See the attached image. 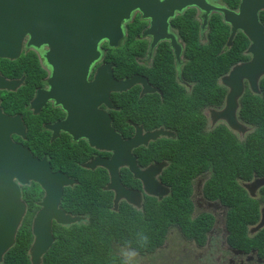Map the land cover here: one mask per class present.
Wrapping results in <instances>:
<instances>
[{
	"label": "flooded vegetation",
	"instance_id": "1",
	"mask_svg": "<svg viewBox=\"0 0 264 264\" xmlns=\"http://www.w3.org/2000/svg\"><path fill=\"white\" fill-rule=\"evenodd\" d=\"M158 1L156 11L149 4L147 16L131 13L115 48L99 43V55L88 69L86 84L104 65L117 81L136 77L145 85L144 92L137 82L125 92L111 93L110 109L97 107L109 116V133L95 136L91 112L87 123L74 119L82 99L78 94L69 98L71 118L50 101L36 112L29 108L35 92L46 90L49 74L41 53L30 50L23 54L35 53L46 74L21 111L1 105L4 114L24 123V138L11 139L33 159H45L48 168L43 172L73 181L64 186L60 201L68 215L87 219L70 211L77 203V187H96L89 203L103 193L114 212L125 205L143 213L157 203L167 225L160 248L142 258L153 256L152 264H264V0H194L181 10L170 8L172 1L162 10L163 0ZM126 43L129 61L119 65L111 51ZM192 50V62L205 57L210 61L205 77L189 68ZM21 78L20 88L25 81ZM180 104L192 108V121L179 122L174 116ZM25 118L40 123L36 141L28 140ZM65 121L66 132L49 129ZM181 126H192L198 134L192 149L181 139ZM83 129L88 137L79 136ZM159 131L165 135H157ZM117 142L127 143L128 149ZM99 143L105 148H97ZM183 150L192 155L185 172ZM111 160L110 171L86 167ZM109 172L119 176L115 187ZM178 173L185 178L174 187L172 176ZM22 187L41 186L29 181ZM170 205L178 211L174 218L168 214Z\"/></svg>",
	"mask_w": 264,
	"mask_h": 264
},
{
	"label": "water",
	"instance_id": "2",
	"mask_svg": "<svg viewBox=\"0 0 264 264\" xmlns=\"http://www.w3.org/2000/svg\"><path fill=\"white\" fill-rule=\"evenodd\" d=\"M168 1H172L170 8L178 6L181 10L194 0H163L162 10L168 8L165 3ZM158 2L0 0V60L13 62L19 59L23 51L40 52L42 64L49 71L45 79L46 90L35 92L29 108L36 112L50 101L60 106L69 117L68 104L73 102L69 98L81 95L74 119L79 118L87 123L91 112L95 123L93 127L98 130L95 136L99 137L111 129L109 116L104 111H98L97 107L105 105L110 109L111 93L125 92L137 82L143 86L144 92L145 85L143 80L139 81L136 77L117 81L112 75V69L104 65L97 69L93 82L86 84L88 69L99 55L97 45L106 43L108 48H115L123 38L122 24L129 20L131 13L147 16L150 10L156 11L153 5ZM241 5L245 13L244 3ZM156 14L160 16L161 12L157 10ZM23 80H8L0 73V92H16ZM23 124L21 117L4 114L0 106V264L14 246L26 216L27 206L22 200L21 185H27L29 181L38 183L43 194L41 201L36 204L38 211L31 221L32 243L28 251L30 264H43V257L54 243V225L66 227L84 220L66 215L60 208L63 188L73 181L59 174H44L41 169L48 168L45 159H33L28 149L12 141V136L24 138ZM67 124L65 121L49 129H62L66 132ZM72 135L76 139L74 132ZM88 135L85 129L79 133V136ZM157 135L164 136L165 133L159 131ZM96 147L103 148V143ZM86 167L92 168L90 165ZM111 176L110 185L115 187L119 184V176L117 172L111 173Z\"/></svg>",
	"mask_w": 264,
	"mask_h": 264
},
{
	"label": "trees",
	"instance_id": "3",
	"mask_svg": "<svg viewBox=\"0 0 264 264\" xmlns=\"http://www.w3.org/2000/svg\"><path fill=\"white\" fill-rule=\"evenodd\" d=\"M111 53L121 60V62L117 61L119 65L127 63L130 57L128 43L123 48L112 50ZM193 55H195L194 50L190 51L188 58L191 60ZM189 68L199 70V76L205 77L210 70V61L207 57L194 62L191 60ZM0 73L6 79L25 77L24 86L16 92H0V106L5 104L9 111H19L23 108L31 100L34 89L43 85L42 79L46 74L39 64L37 55L33 52L22 54L13 62L0 60ZM175 110L177 112L174 116L179 117V122L193 120L194 113L189 106L184 107L180 104ZM161 113L165 114V110L163 109ZM27 114L30 115V113ZM25 120L29 125L28 140L36 141L35 136L40 129V123L31 118H25ZM179 122L178 125H180ZM178 130L182 141L192 149L195 137L198 135L195 129L192 126H181ZM44 146L47 145L44 144ZM185 152L180 153L181 159H185L184 164H181L183 171L192 159L191 153ZM64 157L66 158L67 155ZM172 177L174 187H178L179 181L185 178L181 173ZM95 191L96 187H77V203L71 204L75 208L70 211L85 215L87 219L70 227L53 226L54 243L43 257V264H136L135 261L129 260L127 253L135 257H143L154 254L160 248L166 234L164 226L167 225V221L162 220L157 203L152 208L146 207L143 213L132 212V209L125 205L118 212H114L111 210L110 203L105 202L106 196L103 193L101 198L89 203V197ZM21 192L22 200L27 206V213L17 233L15 244L3 257L2 264H30L28 251L32 242L31 221L37 210L34 202L40 199L42 194L39 187H22ZM168 205L169 202L167 207ZM168 214H173L171 217L174 218L178 211L176 209L175 212V207L170 205ZM145 235L148 237L147 244H144L142 239Z\"/></svg>",
	"mask_w": 264,
	"mask_h": 264
},
{
	"label": "bare ground",
	"instance_id": "4",
	"mask_svg": "<svg viewBox=\"0 0 264 264\" xmlns=\"http://www.w3.org/2000/svg\"><path fill=\"white\" fill-rule=\"evenodd\" d=\"M117 145H119L120 147H122L123 149H128V147H129V145L127 144V143H124V142H117ZM103 148H105V145L103 144ZM103 148H101V149H103ZM115 159L117 160L118 159V157H116L115 156ZM117 162H118V160H117ZM90 166H92V167H96V166H99V167H102L103 169H107L108 171H110L111 170V167L113 166L112 165V160L111 161H106V162H95V163H93V164H90ZM110 173V175H109V177L111 178L112 176H111V172H109ZM44 174H46L45 172H44ZM53 182H55V181H53ZM58 184V182L56 183V185ZM52 185H55L54 183L52 184ZM62 187V186H61ZM66 214V213H65ZM66 215H68V214H66ZM70 216H72V217H77V216H73V215H70ZM79 218V217H78ZM66 227H70V226H66ZM32 243V242H31ZM31 246V245H30Z\"/></svg>",
	"mask_w": 264,
	"mask_h": 264
},
{
	"label": "rangeland",
	"instance_id": "5",
	"mask_svg": "<svg viewBox=\"0 0 264 264\" xmlns=\"http://www.w3.org/2000/svg\"><path fill=\"white\" fill-rule=\"evenodd\" d=\"M129 257V260L131 261H135L136 264H152L153 263V259L154 257L152 256L150 259H142L143 257L139 258V257H135L133 254L131 253H127L126 254ZM160 262V261H159ZM161 264V263H160Z\"/></svg>",
	"mask_w": 264,
	"mask_h": 264
},
{
	"label": "clouds",
	"instance_id": "6",
	"mask_svg": "<svg viewBox=\"0 0 264 264\" xmlns=\"http://www.w3.org/2000/svg\"><path fill=\"white\" fill-rule=\"evenodd\" d=\"M42 193V192H41ZM143 243L144 244H147L148 243V237L145 235V236H143Z\"/></svg>",
	"mask_w": 264,
	"mask_h": 264
}]
</instances>
